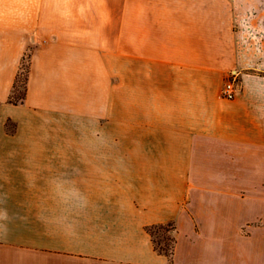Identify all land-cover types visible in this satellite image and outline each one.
<instances>
[{
  "label": "crops",
  "instance_id": "crops-1",
  "mask_svg": "<svg viewBox=\"0 0 264 264\" xmlns=\"http://www.w3.org/2000/svg\"><path fill=\"white\" fill-rule=\"evenodd\" d=\"M153 74L162 147L70 145ZM260 171L264 0H0V264H264V195L232 189ZM168 222L171 255L146 229Z\"/></svg>",
  "mask_w": 264,
  "mask_h": 264
},
{
  "label": "rangeland",
  "instance_id": "rangeland-1",
  "mask_svg": "<svg viewBox=\"0 0 264 264\" xmlns=\"http://www.w3.org/2000/svg\"><path fill=\"white\" fill-rule=\"evenodd\" d=\"M149 64L155 66L154 60H135V66ZM157 62V61H156ZM25 65V61H24ZM162 65H156V67ZM25 70L18 77L17 90L12 92V98L17 99L23 92V77ZM135 102H119V121L117 129L115 124L109 121L108 116L102 118L71 117L70 145L71 146H117L119 148H135L136 150H148L162 147V74L135 75ZM150 85V87H149ZM86 121L85 125L82 121ZM86 126V128H85ZM138 152V151H137ZM141 152V151H140ZM138 157L142 158V155ZM158 155H151V162L158 161ZM234 178H253L261 180L264 184V171L235 174ZM259 182L257 185L260 186ZM246 186L240 189L241 193L264 195V186ZM256 190H259L255 192ZM262 191V192H261ZM153 240L158 247H169L172 238L171 226L152 229Z\"/></svg>",
  "mask_w": 264,
  "mask_h": 264
},
{
  "label": "built area",
  "instance_id": "built-area-1",
  "mask_svg": "<svg viewBox=\"0 0 264 264\" xmlns=\"http://www.w3.org/2000/svg\"><path fill=\"white\" fill-rule=\"evenodd\" d=\"M238 89V72L230 70L227 78L224 80L221 88V96L224 98H233Z\"/></svg>",
  "mask_w": 264,
  "mask_h": 264
},
{
  "label": "trees",
  "instance_id": "trees-1",
  "mask_svg": "<svg viewBox=\"0 0 264 264\" xmlns=\"http://www.w3.org/2000/svg\"><path fill=\"white\" fill-rule=\"evenodd\" d=\"M22 81H23V86H22L23 87V92L21 93V95L18 98H20V97L23 98L24 97V93H25V82H24L25 81V74H24V77H23V80ZM17 86H18V79L16 80V83L14 84V89L12 90V92L14 90H17ZM10 97H12V94L10 95ZM167 224H169L171 226V228H172V223H169L168 222ZM163 225L164 224L150 225L146 229L153 236L152 229L153 228H156V227H163ZM161 248L159 250H162V252H164L167 255H171L172 254V251H173V237L171 238V243H170L169 247H163L162 249Z\"/></svg>",
  "mask_w": 264,
  "mask_h": 264
},
{
  "label": "clouds",
  "instance_id": "clouds-1",
  "mask_svg": "<svg viewBox=\"0 0 264 264\" xmlns=\"http://www.w3.org/2000/svg\"><path fill=\"white\" fill-rule=\"evenodd\" d=\"M4 203L3 200H0V204ZM8 219L7 211L3 208H0V221H5ZM7 229L3 224H0V234L6 233Z\"/></svg>",
  "mask_w": 264,
  "mask_h": 264
}]
</instances>
